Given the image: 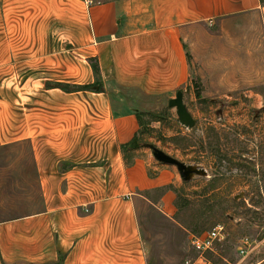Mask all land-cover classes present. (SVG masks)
I'll return each mask as SVG.
<instances>
[{
    "label": "crops",
    "instance_id": "obj_1",
    "mask_svg": "<svg viewBox=\"0 0 264 264\" xmlns=\"http://www.w3.org/2000/svg\"><path fill=\"white\" fill-rule=\"evenodd\" d=\"M86 1L0 0V264H150L144 194L165 192L172 215L176 174L139 150L127 164L138 114L185 98L193 76L222 97L264 38V0ZM91 59L103 92L48 88L93 85Z\"/></svg>",
    "mask_w": 264,
    "mask_h": 264
},
{
    "label": "rangeland",
    "instance_id": "obj_2",
    "mask_svg": "<svg viewBox=\"0 0 264 264\" xmlns=\"http://www.w3.org/2000/svg\"><path fill=\"white\" fill-rule=\"evenodd\" d=\"M50 33V43L64 36H59L60 31ZM90 64L95 82L89 87L103 92L100 65L95 59ZM243 71L239 85L222 86L225 95L219 98L203 95L219 86H204L193 76V89L185 92L184 98L196 120L192 129L183 126L177 109L169 106L142 119L139 151L144 158L150 156L152 167L166 165L155 159L150 146L206 172V176L185 182L177 167L166 166L176 174L175 185L167 188L175 196V211L170 216L160 204L165 192L144 194L151 203L142 202L139 217L150 264H185L196 256L190 236L206 233L219 224L225 226L227 237L217 245L218 255L210 254V259L216 264H264V38H255L253 70ZM65 76L62 70L48 69V78L63 80ZM57 84L63 83L49 82L48 88H57Z\"/></svg>",
    "mask_w": 264,
    "mask_h": 264
},
{
    "label": "water",
    "instance_id": "obj_3",
    "mask_svg": "<svg viewBox=\"0 0 264 264\" xmlns=\"http://www.w3.org/2000/svg\"><path fill=\"white\" fill-rule=\"evenodd\" d=\"M170 108L177 109V114L180 123L192 129L196 126V120L188 111L186 104L184 103V93L182 91L178 92L177 97L169 102ZM153 150L155 159L163 165L177 167L182 179L185 182L192 180L195 176H206V172L195 166H187L181 163L177 159L165 154L154 146H150Z\"/></svg>",
    "mask_w": 264,
    "mask_h": 264
},
{
    "label": "built area",
    "instance_id": "obj_4",
    "mask_svg": "<svg viewBox=\"0 0 264 264\" xmlns=\"http://www.w3.org/2000/svg\"><path fill=\"white\" fill-rule=\"evenodd\" d=\"M86 4L92 6L94 5V2L87 0ZM225 240L226 228L221 224L201 235H191L190 246L196 256L187 259L185 264H216L208 256L210 254H216L217 245L223 243ZM245 244L248 245V242H245ZM241 255H246L244 249L241 250Z\"/></svg>",
    "mask_w": 264,
    "mask_h": 264
},
{
    "label": "trees",
    "instance_id": "obj_5",
    "mask_svg": "<svg viewBox=\"0 0 264 264\" xmlns=\"http://www.w3.org/2000/svg\"><path fill=\"white\" fill-rule=\"evenodd\" d=\"M94 70H96V68H94ZM96 73H97V70H96ZM56 87L63 90V91H66V92L86 91V90L92 89V87H89V86H87V87L86 86L85 87H82V86L71 87V86H67L64 84H57ZM146 115H152V114H150V113L138 114V119H139L141 125H142V119ZM139 148H140L139 134L129 144L124 145L122 147V151L124 153V157H125V160H126L128 165L132 164V161H133V154L132 153L134 151L139 150ZM62 262H63V259H62ZM62 262H60L59 264H62Z\"/></svg>",
    "mask_w": 264,
    "mask_h": 264
}]
</instances>
